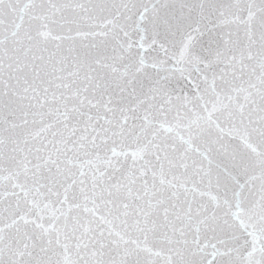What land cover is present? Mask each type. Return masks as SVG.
<instances>
[{"label": "snow or ice", "instance_id": "6c2138e0", "mask_svg": "<svg viewBox=\"0 0 264 264\" xmlns=\"http://www.w3.org/2000/svg\"><path fill=\"white\" fill-rule=\"evenodd\" d=\"M0 264H264V0H0Z\"/></svg>", "mask_w": 264, "mask_h": 264}]
</instances>
